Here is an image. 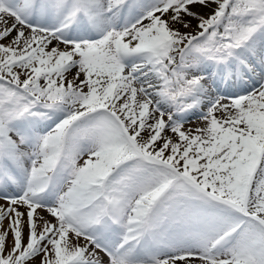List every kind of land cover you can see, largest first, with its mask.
<instances>
[{"label":"snow or ice","instance_id":"1","mask_svg":"<svg viewBox=\"0 0 264 264\" xmlns=\"http://www.w3.org/2000/svg\"><path fill=\"white\" fill-rule=\"evenodd\" d=\"M0 264H264V0H0Z\"/></svg>","mask_w":264,"mask_h":264}]
</instances>
